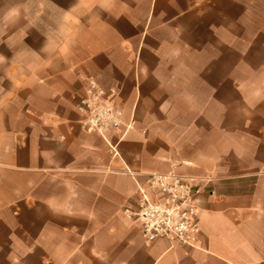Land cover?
<instances>
[{
	"label": "crops",
	"instance_id": "obj_1",
	"mask_svg": "<svg viewBox=\"0 0 264 264\" xmlns=\"http://www.w3.org/2000/svg\"><path fill=\"white\" fill-rule=\"evenodd\" d=\"M88 78L119 129L82 127ZM169 172L194 245L123 212ZM0 264H264V0H0Z\"/></svg>",
	"mask_w": 264,
	"mask_h": 264
},
{
	"label": "built area",
	"instance_id": "obj_2",
	"mask_svg": "<svg viewBox=\"0 0 264 264\" xmlns=\"http://www.w3.org/2000/svg\"><path fill=\"white\" fill-rule=\"evenodd\" d=\"M111 96V91H104L94 79L88 78L76 103L84 129L103 134L120 128L122 112ZM108 144L117 155L115 145ZM198 192L199 187L182 175L147 173L143 182L136 181L135 200L123 212L138 221L147 243L166 238L181 245H194L198 231Z\"/></svg>",
	"mask_w": 264,
	"mask_h": 264
},
{
	"label": "rangeland",
	"instance_id": "obj_3",
	"mask_svg": "<svg viewBox=\"0 0 264 264\" xmlns=\"http://www.w3.org/2000/svg\"><path fill=\"white\" fill-rule=\"evenodd\" d=\"M251 34V29H248V35H250ZM34 45H37L38 43H33ZM258 61H260V58L258 59ZM240 75H242V74H240Z\"/></svg>",
	"mask_w": 264,
	"mask_h": 264
}]
</instances>
